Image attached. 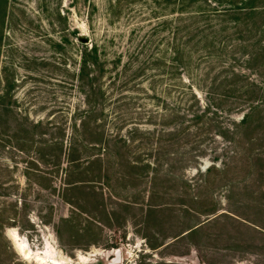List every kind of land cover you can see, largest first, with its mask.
I'll list each match as a JSON object with an SVG mask.
<instances>
[{
  "label": "rangeland",
  "instance_id": "rangeland-1",
  "mask_svg": "<svg viewBox=\"0 0 264 264\" xmlns=\"http://www.w3.org/2000/svg\"><path fill=\"white\" fill-rule=\"evenodd\" d=\"M242 1L189 0L182 13L181 0H0V97L10 91L5 104L28 120L0 124V264H264V110L257 140H233L249 99L264 102V61L248 58L264 42V0L243 5L259 13L224 14ZM185 24L206 35L177 65ZM95 44L106 61L96 120L128 139L110 164L88 159L105 153L99 124L75 129L88 109L81 54ZM74 139L82 159H69ZM154 190L219 212L150 213ZM198 222L203 237L172 244ZM9 231L41 259L26 260Z\"/></svg>",
  "mask_w": 264,
  "mask_h": 264
},
{
  "label": "trees",
  "instance_id": "trees-1",
  "mask_svg": "<svg viewBox=\"0 0 264 264\" xmlns=\"http://www.w3.org/2000/svg\"><path fill=\"white\" fill-rule=\"evenodd\" d=\"M189 0H181V12L185 13L183 10L185 8V5L188 4ZM258 0H246V1H242V5H238L235 6L233 9H231L229 12L224 13V14H243L244 12H247L250 14H256L259 13V11H261V9H258L257 7H251L250 9H248V7H243V5H248V4H253L255 2H257ZM241 4V3H238ZM242 6V7H239ZM197 13H191L190 16H193ZM184 21V18H181ZM190 19H194V18H190ZM192 21V20H191ZM194 21V20H193ZM192 24H185L183 26H181L179 28V34H181V32L183 33L181 37L177 36L178 39L175 43V45L173 46V49H170L171 54L169 56H173V58H170V62H172L171 60H173V62L175 64H179L180 60L182 61L184 57H187V59H189V61L192 59V56L194 53H197V51H192L191 50V42L193 41L195 34L198 33L199 31L201 33H205L203 30L198 28H192L191 27ZM206 27V26H205ZM208 31V29L206 30ZM206 35V33H205ZM187 40V41H186ZM195 44V43H194ZM190 46V47H189ZM195 46V45H194ZM198 46V45H197ZM211 46V42L208 41V43L204 46V47H199V49L201 50V52H205V49L210 48ZM254 50L255 53H251L250 55L248 54V58L250 59V61L253 62V66H259L262 61H264V42L263 45L261 47L255 48ZM207 53V52H206ZM81 61H80V66H79V75L80 77H82L83 82H84V86H86L88 88V94H87V103L86 105L88 106V109H85V117L84 119H80V123H76L75 125V129L78 131H89L91 128L92 123H97L99 125H95L96 129L99 130L98 131V136L99 138L96 139L95 144L104 145L105 149H104V154L103 155H96V156H89L88 159H93L94 162L96 163H100L98 159H103L104 157H106L107 159H109V164L110 162H112V159H123L121 152L119 151L118 148V143H128V139L127 137L123 136L122 134H119L118 132H114L110 131V130H106L104 131V128H102V124H101V119L96 120V117L98 116H102L103 118L104 113L106 111V107L105 104L103 103V86L101 85V80H102V76L106 67V61L103 60L101 58V56L99 55V47L97 44H95V46L93 47H84V51L81 54ZM208 56H206L205 58H207ZM181 66V65H179ZM143 69V68H141ZM169 70L166 69V71ZM4 74H7V69H4ZM233 77H239V73H235L233 72ZM243 74V73H242ZM100 83V84H99ZM13 84L14 80H13ZM5 85L6 87H13L12 85V80L5 78ZM10 91H6V95L9 94ZM3 95L2 97H0V124L3 125L4 123H7L8 121L5 120L6 117H9L10 115H17L20 119V121H26L27 119H23L22 116L18 113V112H14V110L11 109L10 104H5V96ZM101 97V98H100ZM259 98V97H258ZM257 97H252V99H249V108L247 109V112L244 113L242 120L237 123V130H235V138L233 139L235 143H237L238 145H244L246 142V135H249V139L250 140H257L256 137H254V135H257V131L260 128V114L261 112L264 110V102L259 100ZM28 121V120H27ZM106 125V121L104 120V127ZM28 126V125H27ZM30 126V125H29ZM31 126L33 128H37L39 126H41L40 123H31ZM129 126V125H128ZM21 128V127H20ZM82 128V129H81ZM74 129V130H75ZM244 129V131L242 132V130ZM25 130V131H24ZM24 133H27V135L29 134V130L27 131L26 129H24ZM20 131L22 132V129H20ZM110 132V133H108ZM116 137H118V139H116ZM27 138V137H26ZM25 138V139H26ZM127 141H126V139ZM24 139V140H25ZM116 141V142H115ZM83 147L85 149L88 148H93V144H89L87 143V141L85 139H83ZM79 145V143L77 144L76 139H74V141L72 140L70 143V158L69 159H82L84 157H77L73 154V151H76V147ZM95 149V147H94ZM23 151V150H22ZM72 151V152H71ZM103 156V157H102ZM58 159V158H57ZM92 160V161H93ZM73 162V160L71 161ZM119 162V160H118ZM90 163V162H89ZM212 172H220L218 168L216 167H210L207 169L206 173H212ZM154 200L156 198L159 199V201H156L157 205L151 204V210L149 211L150 213L156 212V209H161L164 207H167V209L169 211H176L177 212H185L188 216L193 215L197 220L199 221L200 218L202 216H210V215H215L218 214L219 209L214 208L213 206L210 207L209 209H204L202 211H200L199 209H196V204H199L200 206H204V203L206 201L205 197H198V198H193L191 199L192 201V205H180V204H176V203H169L167 200L166 201H160L162 200V197H160V195H158L157 192H155L152 194ZM164 196V195H163ZM164 199V198H163ZM165 200V199H164ZM196 203V204H195ZM222 215L217 216L214 221L216 220H220ZM174 217V216H173ZM223 217V216H222ZM65 221V220H64ZM214 221H209V224L213 223ZM197 225H199V222L195 225H191L189 227H187V229H185L184 231H182L180 234L176 235V236H172L174 240V243H178V241L180 239L183 238H188L190 240H194L197 237H203L201 236L204 232V227L200 226L198 228H194ZM190 231V232H189ZM185 234V235H183ZM169 246V245H168Z\"/></svg>",
  "mask_w": 264,
  "mask_h": 264
},
{
  "label": "bare ground",
  "instance_id": "bare-ground-1",
  "mask_svg": "<svg viewBox=\"0 0 264 264\" xmlns=\"http://www.w3.org/2000/svg\"><path fill=\"white\" fill-rule=\"evenodd\" d=\"M8 235H9V238L13 241L16 249L21 253V255L24 256V258L26 260L27 259L30 260V259H32L34 257L37 258V259H41L40 258V254H38V253L37 254H33V252L30 251V247H29L28 252L27 253H24L23 247H26L28 244L25 241H23L22 239H20V237L17 235V233L15 231H9L8 232ZM116 263H114V264H116Z\"/></svg>",
  "mask_w": 264,
  "mask_h": 264
},
{
  "label": "water",
  "instance_id": "water-1",
  "mask_svg": "<svg viewBox=\"0 0 264 264\" xmlns=\"http://www.w3.org/2000/svg\"><path fill=\"white\" fill-rule=\"evenodd\" d=\"M206 169V168H205ZM8 236V235H7ZM23 251L24 253H27L28 252V249H27V246L26 247H23ZM25 255V254H24Z\"/></svg>",
  "mask_w": 264,
  "mask_h": 264
}]
</instances>
